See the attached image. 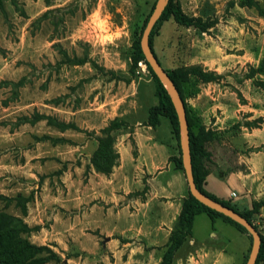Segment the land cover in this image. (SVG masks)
<instances>
[{"label": "rangeland", "instance_id": "rangeland-1", "mask_svg": "<svg viewBox=\"0 0 264 264\" xmlns=\"http://www.w3.org/2000/svg\"><path fill=\"white\" fill-rule=\"evenodd\" d=\"M158 1L0 0V195L8 199H1L0 211L23 218L33 229L28 239L59 254L60 263L49 264L157 263L150 253L132 258L114 229H89L86 218L89 209L99 208L96 217L103 218L109 208L100 199L88 200L89 180L102 174L91 162L99 140L107 136L102 130L117 120L114 149L118 152V138L125 139L136 162V131L147 126L149 108L158 101L147 65L140 62L132 70L134 46ZM179 2L188 15L218 21L208 32L172 20L160 22L155 31L154 51L164 69L201 66L220 77L205 83L187 75L181 81L191 118L200 119L195 109L205 106L206 101L196 103L199 96H231L228 101L233 98L244 109L228 129L214 131V139L233 143L242 127L264 135V0L252 7L241 0ZM218 116L224 115L219 111ZM171 131L163 118L161 140ZM133 172L129 177L139 181ZM75 216L82 220L80 230L73 225ZM252 224L264 236V207ZM211 232L209 219L198 217L194 237L212 241ZM216 232L220 243L234 247L231 228L218 225Z\"/></svg>", "mask_w": 264, "mask_h": 264}, {"label": "crops", "instance_id": "crops-1", "mask_svg": "<svg viewBox=\"0 0 264 264\" xmlns=\"http://www.w3.org/2000/svg\"><path fill=\"white\" fill-rule=\"evenodd\" d=\"M229 97L231 96H199L196 103L199 100L206 101L205 106L203 103L195 111L207 130L211 129L219 135L239 118L244 108L233 98L231 102L228 101ZM219 111L223 113V117L218 116ZM135 143L139 152L136 162L130 157L131 146L125 139L121 141L118 138V166L110 176L99 174L89 180L88 200L100 199L109 208L106 214L103 210V218L96 217L101 216L99 208L89 209L86 223L89 229L102 226L114 229V234L119 236L118 240L122 245H126L132 258L134 255L139 259L144 258L146 253H150L149 257L157 258L156 264H159L163 248L169 241L184 200L190 193L189 185L185 172L177 169L170 161L171 156L175 155L171 133L168 140H161L159 128L144 126L141 130L137 129ZM263 146L264 135L257 129L247 127H242L238 140L233 143L220 144L216 138L210 141L206 148L212 156L206 162L209 174L204 182V189L219 200L230 201L241 210L251 209L253 202L264 199ZM222 149H227V152L221 151ZM232 155L234 159H231ZM134 170L141 177L139 181L129 177ZM145 187L147 191L144 196L127 198L129 194L143 191ZM77 203L79 199L74 204ZM198 217L209 219L212 227L209 237H212V241H199L194 237ZM80 223L81 218L75 216L73 225L79 230L82 227ZM218 225L232 229L237 240L234 247L230 241L226 245L220 243L221 237L216 232ZM133 244L135 245L132 246ZM249 248L247 233L220 218L212 220L208 214L202 213L196 216L192 236L178 250L174 264H243Z\"/></svg>", "mask_w": 264, "mask_h": 264}, {"label": "trees", "instance_id": "trees-1", "mask_svg": "<svg viewBox=\"0 0 264 264\" xmlns=\"http://www.w3.org/2000/svg\"><path fill=\"white\" fill-rule=\"evenodd\" d=\"M254 1L255 0H241V3L245 6L252 7L255 4ZM150 16L151 14L149 15V18ZM170 20L174 21L180 26L198 28L202 32H208L209 29L213 28L218 23L217 20L204 21L200 17L188 15L183 11L179 0H169L164 12L156 22L154 29L149 35L150 47L156 57L157 55L154 51V36L156 28L160 22H167ZM148 22L149 21H146V23ZM134 48L135 51L132 59V70L134 71V69L138 68L140 62H144L152 74L154 81L156 82V97L158 101L156 105H153L149 108L147 126L157 129L161 126L163 118L169 119L172 127V135L175 137L178 143V155L171 156L170 161L174 163L177 169L185 172L181 158V147L179 145L181 132L180 124L172 97L161 80L155 75L149 63L146 61L141 48V42H137ZM165 70L175 83L183 101L184 97L182 95L180 83L183 79L187 78V75L197 76V79L205 83L217 81L220 78L213 72L203 70L201 66H190L185 69L174 71H169L167 69ZM23 81L24 80H21L19 84H21ZM185 107L189 123L190 153L192 159L193 176L198 190L212 200L220 202L221 204L234 209L239 214H241V216L252 223V217L254 214L264 207V200L253 202L251 209L241 210L233 205L230 201L219 200L204 189V182L207 175L209 174V169L206 165V162L210 161L212 156L211 152L207 150L206 145L210 141L214 140L216 134L211 129L207 130V128L201 124L199 119L193 120L186 104ZM47 119H49L51 125H54V123L51 122L50 117H47ZM115 121L111 122L108 127L102 130V132L107 134V136L99 140V146L94 152L91 160L95 170L105 175H110L112 173L114 167L118 165L120 158L119 153L114 149L115 138L111 134L112 131L118 130L120 128V123ZM62 128L77 129L75 126L69 125H63ZM1 199L8 200L4 196L0 195V201ZM202 213L208 214L212 220L220 218L236 227L241 232L247 233L249 238H252L250 232L244 226L225 216L224 214L208 208L189 193L188 197L184 200L181 214L177 219L169 241L163 248L162 260L159 264H174L175 256L178 250L192 236L196 216ZM255 228L258 231L257 227ZM31 231H33V229L24 222L23 218L6 213L4 211H0V264L60 263L61 258L59 254L52 248L49 246H39L33 244L28 239V234L31 233ZM261 239V249L256 264H264V236L261 235ZM248 257L249 254H247L243 264H246Z\"/></svg>", "mask_w": 264, "mask_h": 264}, {"label": "water", "instance_id": "water-1", "mask_svg": "<svg viewBox=\"0 0 264 264\" xmlns=\"http://www.w3.org/2000/svg\"><path fill=\"white\" fill-rule=\"evenodd\" d=\"M168 1L169 0H159L157 2L155 9L152 15L150 16L149 22L147 24V27L144 31L141 40L142 51L144 53L146 61L149 63L155 75L161 80V82L167 88L174 102V106L179 119L180 130H181V151H182L183 168L187 177L190 194L208 208L215 210L221 214H224L225 216L238 222L251 233L253 241L246 264H256L261 249L262 239L260 233L256 230L254 225L250 223L247 219H245L243 216H241V214H239L234 209L227 207L221 204L220 202L214 201L205 194H203L201 191L198 190L195 184L194 176H193L192 159L190 153V133H189V123L187 119L186 107L175 83L170 78L168 72L163 68V66L161 65L155 54L152 52L149 43L150 32L152 31V28L154 27V25L159 20L162 13L164 12L165 7L168 4Z\"/></svg>", "mask_w": 264, "mask_h": 264}]
</instances>
